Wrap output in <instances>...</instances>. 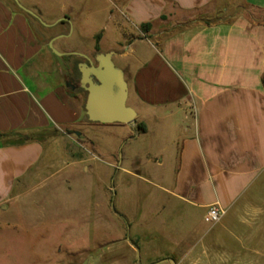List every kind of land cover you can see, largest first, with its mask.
<instances>
[{
  "label": "crops",
  "instance_id": "1",
  "mask_svg": "<svg viewBox=\"0 0 264 264\" xmlns=\"http://www.w3.org/2000/svg\"><path fill=\"white\" fill-rule=\"evenodd\" d=\"M235 2L0 0V134L35 135L20 143L0 137V212L8 213L47 179L42 137L48 129L70 139L67 129L97 124L123 128L129 135L125 140L157 133L156 150L147 159L158 180L157 188L147 194L151 201L143 197L137 182L148 180L138 156L133 169L124 166L123 154L119 160V152L116 162H108L134 180L129 193H121L134 198L126 210L129 218L125 212L122 216L130 231L120 244L128 264H174L170 259L181 264L182 257L161 256L173 246L155 244L157 222L164 226L161 215L167 205L176 203L175 212L180 207L194 212L195 222L180 233H200L207 226L204 216L210 205L218 203L228 213L264 173V20L245 11L229 13ZM243 2L264 12V0ZM116 18L114 30L120 38L111 43ZM122 20L130 32L119 23ZM55 37L54 46L65 55L49 46ZM109 51L123 63L128 104L137 111L135 126L90 121L87 94L67 85V78L80 72L79 63L85 61L76 52L92 57ZM73 56L81 59L74 61ZM138 123L146 125L145 133L137 130ZM79 164L98 174L88 159ZM123 184L125 179L112 188L114 193L111 188L107 191L116 198ZM109 196L97 201L96 210L102 213L89 226L93 234L96 226L104 225L103 212L114 204ZM148 202L151 208L141 218ZM141 227L151 228L154 240L142 241ZM191 254L192 248L184 256Z\"/></svg>",
  "mask_w": 264,
  "mask_h": 264
},
{
  "label": "rangeland",
  "instance_id": "2",
  "mask_svg": "<svg viewBox=\"0 0 264 264\" xmlns=\"http://www.w3.org/2000/svg\"><path fill=\"white\" fill-rule=\"evenodd\" d=\"M229 8V13L245 11L260 22L264 20V12L252 9L243 0H236ZM115 22L118 24V18L111 23V43L120 38L114 30ZM119 23L131 31L126 22ZM72 59L81 58L73 56ZM114 61L122 68L123 63L118 57ZM48 75L51 78L52 74ZM125 132L123 128L112 130L97 124L79 130L67 129L72 140L61 132L47 130L42 137L47 179L39 185V191L14 205L8 213L0 212V264H128L124 261L126 250L120 243L130 230L122 216L125 212L129 218L127 208H132L134 197H122L121 193L131 189L134 180L119 172V165L114 163L116 168L115 165L111 167L108 162H116L115 155L119 152V160L123 154L124 166L133 169L134 159L138 156L144 163L142 173L148 180L137 182L146 194L143 197L151 201L147 194L157 188L158 180L151 174L152 165L147 159L155 152L159 136L149 133L138 139L130 140L129 137L125 140ZM169 135L172 138V133ZM82 158L88 159V164L94 165L98 174L85 171L86 166L81 168L79 160ZM168 168L172 173V167ZM54 171H57L55 176L50 177ZM123 179L125 184L117 188L118 196L114 198L107 189H112ZM108 196L114 198V204L103 212L104 225L96 226L93 234L89 226L96 224L102 213L96 210L97 201L106 200ZM143 207L141 218L144 211L151 208L149 202L148 208ZM175 208L176 203L168 204L161 215L164 226L161 221L157 222L155 244L159 248L174 247L161 256L182 257L181 264H264V173L231 211L216 223L207 222L200 233L182 234L195 222L194 212H186L185 207L175 212ZM138 231L142 241L146 238L154 240L151 228L141 227ZM45 232L47 235L42 236ZM176 239L181 243L176 244ZM191 248L193 254L184 256Z\"/></svg>",
  "mask_w": 264,
  "mask_h": 264
},
{
  "label": "water",
  "instance_id": "3",
  "mask_svg": "<svg viewBox=\"0 0 264 264\" xmlns=\"http://www.w3.org/2000/svg\"><path fill=\"white\" fill-rule=\"evenodd\" d=\"M55 39L56 37L49 42V46L57 55H65L66 53L58 51L54 46ZM75 54L88 60L79 63L81 84L87 92L85 110L88 119L98 123L135 126L137 111L128 104L129 85L125 71L114 61L116 52L96 53V63L84 53ZM170 260L177 264L174 259Z\"/></svg>",
  "mask_w": 264,
  "mask_h": 264
},
{
  "label": "trees",
  "instance_id": "4",
  "mask_svg": "<svg viewBox=\"0 0 264 264\" xmlns=\"http://www.w3.org/2000/svg\"><path fill=\"white\" fill-rule=\"evenodd\" d=\"M144 26L149 27V24H146ZM96 38H97V40H99L101 38V33H99L96 36ZM86 94H87V92H86ZM137 130L140 133H145L147 131L146 125L144 123H138ZM13 136H18V138L17 139H12ZM0 137L7 138L6 140L8 142L20 143V142H24V141H27V140L34 139L35 138V135L34 134H30V135H20L19 133H2V134H0Z\"/></svg>",
  "mask_w": 264,
  "mask_h": 264
},
{
  "label": "built area",
  "instance_id": "5",
  "mask_svg": "<svg viewBox=\"0 0 264 264\" xmlns=\"http://www.w3.org/2000/svg\"><path fill=\"white\" fill-rule=\"evenodd\" d=\"M226 211L222 209L218 203L212 204L208 207V210L204 216V220L208 223L218 222L224 215Z\"/></svg>",
  "mask_w": 264,
  "mask_h": 264
},
{
  "label": "flooded vegetation",
  "instance_id": "6",
  "mask_svg": "<svg viewBox=\"0 0 264 264\" xmlns=\"http://www.w3.org/2000/svg\"><path fill=\"white\" fill-rule=\"evenodd\" d=\"M94 55L95 54H93L91 58L96 63ZM85 60L88 61L87 59ZM67 85L72 87V89L83 91L86 94V90L81 84V72L70 75L67 78Z\"/></svg>",
  "mask_w": 264,
  "mask_h": 264
}]
</instances>
